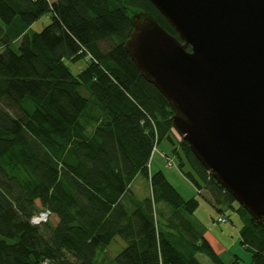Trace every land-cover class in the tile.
<instances>
[{"label":"trees","instance_id":"obj_1","mask_svg":"<svg viewBox=\"0 0 264 264\" xmlns=\"http://www.w3.org/2000/svg\"><path fill=\"white\" fill-rule=\"evenodd\" d=\"M139 12L178 37L149 0H0V264H244L225 263L197 230L195 197L149 171L163 142L199 194L238 215L251 264H264V225L177 137L169 102L125 49ZM138 176L145 195L131 189ZM44 210L46 223L30 222Z\"/></svg>","mask_w":264,"mask_h":264},{"label":"water","instance_id":"obj_2","mask_svg":"<svg viewBox=\"0 0 264 264\" xmlns=\"http://www.w3.org/2000/svg\"><path fill=\"white\" fill-rule=\"evenodd\" d=\"M125 49L169 102L175 132L210 175L264 225V0H149Z\"/></svg>","mask_w":264,"mask_h":264},{"label":"rangeland","instance_id":"obj_3","mask_svg":"<svg viewBox=\"0 0 264 264\" xmlns=\"http://www.w3.org/2000/svg\"><path fill=\"white\" fill-rule=\"evenodd\" d=\"M51 23V18L48 15L43 16L37 22H35L30 27V33H39L46 26ZM14 48H18V44L14 45ZM71 72L77 75L81 70L86 66L84 61H81L77 64H70ZM177 137L180 138L178 134ZM168 157L173 160L174 167L171 170H168L166 165V158ZM162 161H161V160ZM166 168V169H165ZM159 169H163L167 174L168 179L171 183L177 188L184 198L195 197L199 201V207L195 211V214L192 216V221L196 226L197 230L209 240L210 245L214 249L217 255L225 263H230L234 255H238L244 264H251V254L245 250L241 245L240 233L241 222L236 213L229 209H224L222 212L219 211L210 201L208 194L205 191H202V194H199L193 184L186 179V177L180 174L178 167V159L171 154V147L167 142L160 144L156 151L153 153L150 159L149 171L152 172ZM144 179L139 178L136 184L141 195H145L148 192V187L146 184L142 183ZM221 216L227 218L226 223H219L218 219ZM53 217V221H54ZM198 259L202 264H214L207 256L203 254L198 255Z\"/></svg>","mask_w":264,"mask_h":264},{"label":"crops","instance_id":"obj_4","mask_svg":"<svg viewBox=\"0 0 264 264\" xmlns=\"http://www.w3.org/2000/svg\"><path fill=\"white\" fill-rule=\"evenodd\" d=\"M161 160V159H160ZM162 161V160H161ZM166 169V168H165ZM172 169V168H171ZM168 169V170H171ZM153 170V169H152ZM163 170V169H162ZM166 174V173H165ZM182 175V173H180ZM167 175V174H166ZM141 178L140 176H138L135 181L133 182L131 189L133 190V192L139 196V194L141 195V193L139 192L138 188L136 187L137 181L138 179ZM170 181V180H169ZM171 182V181H170ZM57 222V219H54V223ZM209 241V240H208ZM125 247V243L122 240H116L107 250L106 254L104 255L107 259H112L114 258V256L116 255L117 252H119L121 249H123Z\"/></svg>","mask_w":264,"mask_h":264},{"label":"built area","instance_id":"obj_5","mask_svg":"<svg viewBox=\"0 0 264 264\" xmlns=\"http://www.w3.org/2000/svg\"><path fill=\"white\" fill-rule=\"evenodd\" d=\"M88 59H90V57L88 56ZM156 149H157V146H155L154 147V149H153V153L156 151ZM153 153H152V155H153ZM166 158V165H165V167L167 168V169H171V168H173L174 167V163H173V160L172 159H170V158H168V157H165ZM149 166H150V163H149ZM45 211V210H44ZM41 212H43V211H41ZM40 212V213H41ZM39 214V213H38ZM51 216H52V214H51V212L48 210V214L47 215H45L40 221H34V222H32L33 224H36V225H39V224H41V223H46L50 218H51ZM218 222L219 223H226L227 222V218L225 217V216H221L219 219H218Z\"/></svg>","mask_w":264,"mask_h":264},{"label":"clouds","instance_id":"obj_6","mask_svg":"<svg viewBox=\"0 0 264 264\" xmlns=\"http://www.w3.org/2000/svg\"><path fill=\"white\" fill-rule=\"evenodd\" d=\"M48 214V210H45V211H43V212H41V213H39V214H33V216L31 217V219H30V222H34V221H40L45 215H47Z\"/></svg>","mask_w":264,"mask_h":264}]
</instances>
